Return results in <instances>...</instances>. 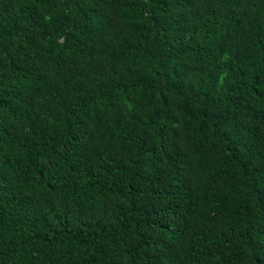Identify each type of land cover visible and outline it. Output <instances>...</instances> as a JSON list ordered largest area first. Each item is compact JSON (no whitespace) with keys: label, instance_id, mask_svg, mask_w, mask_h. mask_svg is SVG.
<instances>
[{"label":"trees","instance_id":"obj_1","mask_svg":"<svg viewBox=\"0 0 264 264\" xmlns=\"http://www.w3.org/2000/svg\"><path fill=\"white\" fill-rule=\"evenodd\" d=\"M0 264H264V0H0Z\"/></svg>","mask_w":264,"mask_h":264}]
</instances>
